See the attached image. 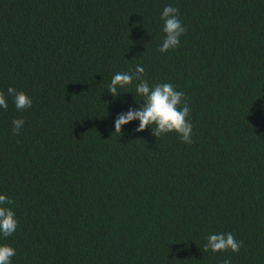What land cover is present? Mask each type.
Segmentation results:
<instances>
[{"label": "trees", "instance_id": "obj_1", "mask_svg": "<svg viewBox=\"0 0 264 264\" xmlns=\"http://www.w3.org/2000/svg\"><path fill=\"white\" fill-rule=\"evenodd\" d=\"M169 5L187 32L161 53ZM137 65L185 94L192 144L115 133L142 97L108 87ZM0 91L12 264H264V0H0ZM214 233L239 253L204 252Z\"/></svg>", "mask_w": 264, "mask_h": 264}, {"label": "clouds", "instance_id": "obj_2", "mask_svg": "<svg viewBox=\"0 0 264 264\" xmlns=\"http://www.w3.org/2000/svg\"><path fill=\"white\" fill-rule=\"evenodd\" d=\"M163 21L164 38L158 51L167 53L175 50L180 45V38L186 34L187 28L180 19L179 9L171 5L164 7L161 15ZM145 69L137 65L134 71L117 72L111 80L108 92L115 98L123 90L138 81L135 86L136 96L142 97V106L139 110L129 108L126 113L118 114L114 126L115 133L121 134L122 127L139 121L135 129L137 133L151 129V133L157 139L166 134L175 133L180 141L185 144L193 143V125L191 123V109L186 102L185 94L178 91L171 83H158L150 85L144 79ZM8 96L14 98V104L18 111H24L32 107V99L23 91H17L13 87L7 89ZM139 103V102H138ZM5 93L0 91V108L7 109ZM23 119L12 121L13 135H19L24 127ZM13 200L5 195H0V236L11 237L18 229V220L10 205ZM242 242L237 240L232 233H214L206 237L203 246L204 252L213 254L232 252L239 253ZM16 250L8 244L0 245V264H12V258ZM223 264H231L230 258H225Z\"/></svg>", "mask_w": 264, "mask_h": 264}]
</instances>
